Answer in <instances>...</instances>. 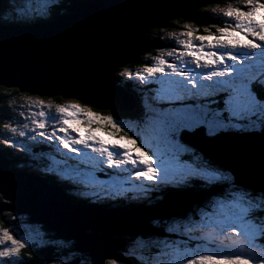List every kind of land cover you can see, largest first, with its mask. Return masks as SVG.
<instances>
[{"label": "snow or ice", "instance_id": "6c2138e0", "mask_svg": "<svg viewBox=\"0 0 264 264\" xmlns=\"http://www.w3.org/2000/svg\"><path fill=\"white\" fill-rule=\"evenodd\" d=\"M46 3L36 16L32 0H19L12 19L19 18L21 24L51 20L60 5L57 0ZM196 7L224 19L210 22L203 34L184 23V39H176L179 49L167 52L171 60L154 58L135 72L113 67L116 83L141 89L140 110L130 118L131 128L110 103L77 97L53 105L29 97L40 110L31 113L29 123L7 115L0 124V144L27 152L30 145L25 140L47 143L74 173L62 174L73 187L96 181L81 167L91 165L99 171L115 170L114 180L123 178L117 195L126 191L125 183L134 182H140L136 186L145 194L168 189L183 195L199 186L200 202L164 222L126 234L115 246H104L90 238L92 228L86 221L75 226L79 236H60L46 225L19 235L18 223L4 219L7 214L20 221L12 196L0 189V264H264V162L259 181L247 182L197 152L189 139L198 132L215 137L231 130L264 136V0H227L223 6L220 0H204ZM0 86L5 88L0 95L8 96L9 86ZM96 108L108 111L103 114ZM81 124L86 126L83 135L79 127H72ZM100 130L132 147H109L96 135ZM26 223L34 221L29 217Z\"/></svg>", "mask_w": 264, "mask_h": 264}, {"label": "water", "instance_id": "95a60500", "mask_svg": "<svg viewBox=\"0 0 264 264\" xmlns=\"http://www.w3.org/2000/svg\"><path fill=\"white\" fill-rule=\"evenodd\" d=\"M67 2L60 7L63 13L46 22L0 24V85L41 98L106 102L116 113H129L135 100L115 85L113 67L137 63L141 53L155 48L145 41L151 30L167 28L174 20L197 24L205 19L199 12L204 7H196L204 0ZM2 6L0 0V10ZM189 139L197 152L241 179L259 181L264 162V136L259 132L232 130L215 137L198 132ZM15 163L0 150V189L12 196L16 214L51 227L60 236H79L75 226L86 221L92 228L90 238L104 246H115L126 234L148 228L151 219L164 220L190 209L199 199L184 200L186 194L202 198L201 191L183 195L168 192L156 204L133 209L75 204L59 187L36 180Z\"/></svg>", "mask_w": 264, "mask_h": 264}, {"label": "rangeland", "instance_id": "374dc122", "mask_svg": "<svg viewBox=\"0 0 264 264\" xmlns=\"http://www.w3.org/2000/svg\"><path fill=\"white\" fill-rule=\"evenodd\" d=\"M34 1H37V0H34ZM19 2V1H18ZM227 1H224V2H221V6H223L224 3H226ZM16 3V2H14ZM18 5V4H17ZM62 5V4H61ZM34 3H32V7H34ZM216 5H211L210 7H215ZM9 9H13L12 7H10L8 5V2H4L3 0V6H2V9L0 10V18H4L6 15H10L12 13H10V10ZM199 12L201 14H203V12H206V13H209V10L208 11H205V7L204 8H201L199 9ZM210 14L213 15V17H217V14H215L214 12L210 11ZM220 18L221 20H223L224 18L223 17H218ZM180 22H177L176 23V27L175 28H171L170 30L167 29V30H163V29H166V28H163L161 30H152L150 31L147 36L150 34V36H154V35H157L159 34V40L163 43L161 44L162 46H159V47H155V48H150L148 49V51L146 53H141L139 58H138V61L137 63L140 61H143V62H146L147 64H151V63H154V58H158L160 56H163L166 60H171L172 58L168 57L167 56V52L169 50H171V48H177L179 49V45L176 43V39L177 38H180V39H184V37L180 36V33L185 31V29L183 28V24L184 23H187V22H183L182 20H179ZM176 22V21H175ZM192 27H194V24H191L189 23ZM168 28V27H167ZM196 28V27H194ZM199 28V27H198ZM175 33V36H173L172 34ZM197 34H203V30H201L199 33ZM194 43L196 44H199V41H195L194 39ZM152 49V51H150ZM150 51V52H149ZM135 64L134 65H129V66H126V68H129L131 70H133V72L139 70L140 68L143 67V65L145 63H142V64ZM124 67V66H123ZM5 91V88L3 89L2 87H0V94L4 93ZM9 91V95L8 96H2L0 95L1 99H0V113L2 115H0V124H3L5 122V117L7 115H13L16 117V119L20 120L21 123H29L30 122V118H31V113L33 111H39L40 109L35 106L33 104V100L35 98H37V96L35 95H29L28 94H21V93H18L17 90H15L14 88L11 89V90H7ZM140 93V92H139ZM139 93H137V96L135 97V100H136V104L138 103V106L135 108L134 111H132V113H128V114H131L128 115V116H120L118 118H120L123 123L131 128L134 124V121L131 120L130 118L131 117H135L138 115L139 113V110H140V103H139ZM29 97L33 98V100H30ZM40 99L44 100L45 101V104H47L49 101L53 104V105H56L58 103H63L67 100H61V99H58L55 97V99H50V98H41L39 97ZM70 100V99H68ZM45 111H47V109L45 108L44 109ZM53 112H54V109H53ZM103 114H106L107 112H102ZM117 115L119 113H116ZM121 115V114H120ZM125 115V114H124ZM26 117H28L29 119H25ZM31 127V125H30ZM72 127H79L81 129V135L84 134V129H85V125H72ZM72 127H69V132L72 134V135H76V133L72 132ZM95 127V126H94ZM47 131H51V127H49L48 129H46ZM237 131V130H236ZM130 135H133L132 132L129 133ZM96 135L101 139V140H104L108 143V145H114V144H118V143H124L127 147L131 148L132 146L131 145H128L127 144V141H121L119 139V136H116V137H113V136H109L107 134V130H100V131H97L96 132ZM13 139H19V137H13ZM39 139V138H37ZM27 142H29V144L31 145V151L30 148L28 149L27 152H23L25 153V157L27 156V159L29 160V162L31 161L32 162V156L34 154L33 152V148H37L38 149V144H34L32 145L31 141H28V140H25V144L27 145ZM142 143V141H138V145ZM36 145V146H35ZM40 146V145H39ZM44 147H47L48 148V145L47 143L43 144ZM41 149V147H39ZM64 151V150H63ZM51 153L54 154L55 156H59L57 155L53 150H51ZM15 154V153H14ZM133 154L134 155H139V153H136L135 150L133 149ZM94 155V154H93ZM53 161H59L57 159H53ZM26 166L29 167V164L27 162H24ZM38 160H36V164H38ZM64 164L63 162H58L56 164V167L58 168L59 171H46V172H52L53 174L55 175H59V174H66V172H69L70 175L69 177H71L72 175H74V173H72L70 170H68V168H66L65 166H63L62 164ZM76 163L75 161L71 162V164H74ZM31 165V164H30ZM32 166V165H31ZM89 167V165H87ZM37 167V166H36ZM39 167H43V166H40ZM83 167V166H82ZM32 168L34 170L35 167L32 166ZM39 169V168H37ZM92 169V170H90ZM106 170H103L101 172L103 173H106V172H112L113 171V175L112 176H115V170H109L105 167ZM40 170V169H39ZM227 170V169H226ZM45 171V170H43ZM63 172V173H62ZM86 172H90L92 174H94L96 176V179H99L97 182H94V185H96V183L99 185L101 184V182H108L107 179H103V177L105 176H101L100 178L97 177V175L101 174L98 170L96 169H93L92 167L89 169L86 170ZM113 178V177H112ZM110 178V179H112ZM70 179V178H69ZM120 179H123L122 177L119 178V179H115V180H111L112 181V184H107L105 186L101 185L100 187L101 188H105L108 190V192H106L108 194V196H111L112 197V200H114V198H117V197H121L120 200H122L123 198L122 197H127L126 199H123L125 202H132V203H139L140 206H148L149 204H151V200H152V195L155 196L157 198V195L160 193L162 194L164 192V190L162 191H158V192H149L147 194H145L143 192V190L139 187H137L136 185L139 184L140 182H134V183H137V184H134L132 183L130 186H126V184H124V189H126V191H123V192H120L119 195H117V191L119 189V185H120ZM71 180V179H70ZM81 186H83L82 188L84 189H88L87 187H90V189L86 190V192H88L87 194L88 195H92L93 193H91L93 190H91V186L93 185V183L91 184H88L87 186H85L83 183L79 184ZM90 185V186H89ZM78 190H81L80 188H77ZM76 188H73L71 186V189H70V193L73 194L74 196L80 198H84V199H87V200H96V201H101V202H111L112 200H107L106 197H103L101 195H97V196H94V199H90L87 195H85V193H82V194H79V193H75L77 191ZM195 189V190H193ZM171 190H168L167 189V192ZM201 191L199 189V186H192L187 192H199ZM112 195H111V193ZM80 196V197H79ZM151 197V200L148 199V197ZM202 199V198H201ZM200 199V200H201ZM130 207V206H128ZM195 207V205H194ZM169 218H165V220H167ZM165 220H158V219H151L149 221L150 225L154 222V221H160V222H164ZM16 223V222H15ZM38 225H27L25 224V221L24 219H20L19 223H18V228H17V231H18V234L23 236L25 234V232H27V230L29 228H34V227H37Z\"/></svg>", "mask_w": 264, "mask_h": 264}, {"label": "trees", "instance_id": "16d2710c", "mask_svg": "<svg viewBox=\"0 0 264 264\" xmlns=\"http://www.w3.org/2000/svg\"><path fill=\"white\" fill-rule=\"evenodd\" d=\"M18 1L19 0H15V2H17V3H14V0H7L8 5L10 7H12V8H15L17 6V4L19 3ZM225 1H227V0H225ZM32 3H34V5H35L34 7H32V9H33V13L32 14L36 15V16H40L43 13V11L46 9V7L48 6L47 3H46V0H37V1L32 0ZM57 3L60 5V4H64L65 2H64V0H57ZM9 10H10V13H12V9H9ZM62 11L63 10L59 9L54 16L58 15L59 13H62ZM202 15H204L205 19L203 21L197 23V24H194V27H196V28L199 27L200 31L202 29H204L210 22H218V20H221L218 17H213V15L210 14V10H209V13L203 12ZM4 21L6 23H18L19 22V18H17L16 20H13L12 19V14H11L10 17H9V15H6L4 17ZM175 21L170 22V26L168 28H166L165 30H167V29L170 30L171 28H175L176 27V23L180 22L179 20H175ZM157 35L159 36V34H157ZM157 35H154V36L151 37L150 34H149L148 36H146L145 41L147 43L157 44V43H159V37ZM142 63H144V62L139 60V62L137 64H142ZM133 64L134 63H131L130 65H133ZM115 78H116V76H115ZM116 84H120V83H116ZM186 211L187 210L181 211V213H184Z\"/></svg>", "mask_w": 264, "mask_h": 264}, {"label": "bare ground", "instance_id": "6f19581e", "mask_svg": "<svg viewBox=\"0 0 264 264\" xmlns=\"http://www.w3.org/2000/svg\"><path fill=\"white\" fill-rule=\"evenodd\" d=\"M0 24H8V23H6L5 21H4V18H0ZM21 24V23H20ZM32 144V143H31ZM32 145H34V144H32ZM40 144H38V146H39ZM36 149V148H35ZM49 151H50V153H51V149H49ZM61 151H63V149H61ZM52 154V153H51ZM54 154H52V155H50L52 158H54V159H57V160H59V161H61V162H63L62 161V158H56V157H54L53 156ZM89 155L91 156V155H93L92 153H89ZM71 162H73V161H70L69 162V164H71ZM83 166V167H82ZM81 167L82 168H86V167H88V166H86V165H81ZM89 167L91 168V165H89ZM41 168H44V167H41ZM94 169V168H93ZM90 170H92V169H90ZM97 170V169H96ZM104 170H106L105 168H104ZM99 171V170H98ZM101 174H99L100 176H105V177H103V179H107V181L108 182H101V184H97L96 183V185H94V183H93V185L91 186V190H93L91 193H96V194H98V195H101V196H103V197H106V196H108V194L106 193V189L105 188H101L100 186L101 185H103V184H112V181L111 180H114V178H112V177H114V176H109V175H105V173H103V172H101V171H99ZM112 173H113V171H112ZM115 173V172H114ZM53 175H55V174H53ZM110 178H112V179H110ZM99 179H96V181L95 182H97ZM126 184V186H130L132 183H125ZM135 184V183H134ZM90 186V185H89ZM82 187L83 186H81V185H78V186H76L75 188H80V189H82ZM88 189H90V187H87ZM88 189H82L83 191H85V193H88V192H86V190H88ZM200 189V188H199ZM89 191V190H88ZM168 192H170V191H168ZM168 192H166V190L164 191V193L163 194H166V193H168ZM111 193V192H110ZM111 195H112V193H111ZM117 198H121V197H117ZM114 199H116V198H114ZM123 203H125L126 204V202L122 199L121 200ZM135 205V204H134ZM126 209H132V207L130 206V207H127Z\"/></svg>", "mask_w": 264, "mask_h": 264}, {"label": "clouds", "instance_id": "9594fccd", "mask_svg": "<svg viewBox=\"0 0 264 264\" xmlns=\"http://www.w3.org/2000/svg\"><path fill=\"white\" fill-rule=\"evenodd\" d=\"M125 67V66H124ZM115 76V75H114ZM8 90V89H7ZM19 93V92H18ZM22 94V93H21ZM27 95V94H26ZM29 96V95H28ZM38 97V96H37ZM0 99H1V97H0ZM0 115H2L1 113H0ZM19 217H20V219L22 218V219H24V220H26L27 221V216H25V215H19ZM7 222L9 223V224H13V223H15L14 221H12V219H10V220H7ZM16 223H19V222H16ZM26 223V222H25ZM37 225V223H32L31 225ZM40 225V224H39Z\"/></svg>", "mask_w": 264, "mask_h": 264}]
</instances>
